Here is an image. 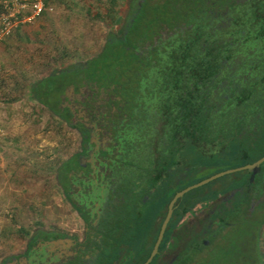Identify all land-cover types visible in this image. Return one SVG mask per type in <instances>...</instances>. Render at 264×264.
Instances as JSON below:
<instances>
[{
  "label": "trees",
  "instance_id": "obj_1",
  "mask_svg": "<svg viewBox=\"0 0 264 264\" xmlns=\"http://www.w3.org/2000/svg\"><path fill=\"white\" fill-rule=\"evenodd\" d=\"M109 3L104 16L113 28L120 22L116 0ZM81 82L122 99L116 113L124 131L120 168L110 190L121 198L113 205L120 211L110 212L111 221L99 231L98 264H142L176 192L264 156V0H142L96 56L53 70L32 87V96L72 126L60 112V94ZM76 159L73 154L57 166L58 187ZM227 196L212 209L203 238L188 227L181 235L179 222L195 207ZM263 224L264 162L252 181L247 171L235 172L179 199L150 264H218L235 248L232 234L238 231L256 250ZM261 255L257 249L252 264H264V258L256 261Z\"/></svg>",
  "mask_w": 264,
  "mask_h": 264
},
{
  "label": "rangeland",
  "instance_id": "obj_2",
  "mask_svg": "<svg viewBox=\"0 0 264 264\" xmlns=\"http://www.w3.org/2000/svg\"><path fill=\"white\" fill-rule=\"evenodd\" d=\"M5 1L0 0V11ZM141 2L116 0L120 24L112 28L104 16L109 0H50L46 13L0 44V260L22 251L38 229L80 234L82 223L55 182L57 166L78 151L80 134L37 103L32 87L55 69L96 56ZM228 197L195 207L184 229L201 235L212 209ZM232 235L235 248L217 256L218 264H252L257 249L262 254L257 263L263 260L264 224L256 250L241 231Z\"/></svg>",
  "mask_w": 264,
  "mask_h": 264
},
{
  "label": "flooded vegetation",
  "instance_id": "obj_3",
  "mask_svg": "<svg viewBox=\"0 0 264 264\" xmlns=\"http://www.w3.org/2000/svg\"><path fill=\"white\" fill-rule=\"evenodd\" d=\"M76 88L69 85L60 94V112L80 134L79 149L75 153L77 166L71 168L62 190L67 189L75 204L82 207V213L74 209L82 230L79 235L35 230L22 251L2 258L0 264H98L103 237L99 231L104 230V223L111 221L110 212L120 211L113 205L120 204L121 198L115 190H110L120 168L117 159L121 154L120 137L124 131H121L116 113L120 110L121 98L102 87L90 88L83 82ZM83 138H87L85 145L82 144ZM65 198L71 205L68 197ZM184 226L185 218L178 225L181 235H184ZM208 227L203 229L200 238ZM32 239L34 243H31Z\"/></svg>",
  "mask_w": 264,
  "mask_h": 264
},
{
  "label": "built area",
  "instance_id": "obj_4",
  "mask_svg": "<svg viewBox=\"0 0 264 264\" xmlns=\"http://www.w3.org/2000/svg\"><path fill=\"white\" fill-rule=\"evenodd\" d=\"M46 0H6L0 11V44L25 23H31L45 10Z\"/></svg>",
  "mask_w": 264,
  "mask_h": 264
},
{
  "label": "water",
  "instance_id": "obj_5",
  "mask_svg": "<svg viewBox=\"0 0 264 264\" xmlns=\"http://www.w3.org/2000/svg\"><path fill=\"white\" fill-rule=\"evenodd\" d=\"M264 162V156H262L261 158H259L257 161L253 162L252 164H248V165H245V166H242V167H238V168H234V169H228V170H225V171H222V172H219V173H216L208 178H205L203 180H201L200 182L196 183V184H193V185H190L178 192H176L174 194V196L171 198V200L169 201L168 205H167V209H166V214H165V217L161 223V226H160V229H159V232H158V235H157V238H156V241L153 245V248L150 252V255L149 257L147 258V260L142 263V264H150V262L152 261V259L154 258V256L157 254L158 252V247L162 241V238H163V234L165 232V229H166V226L171 218V215H172V212H173V209H174V206H175V203L183 198V196L188 193L189 191L193 190V189H196V188H199L203 185H206L220 177H223L225 175H228V174H232V173H235V172H240V171H247L248 173H250V180L252 181L255 174H257L259 172V168H260V165ZM208 244V241H205V245Z\"/></svg>",
  "mask_w": 264,
  "mask_h": 264
},
{
  "label": "crops",
  "instance_id": "obj_6",
  "mask_svg": "<svg viewBox=\"0 0 264 264\" xmlns=\"http://www.w3.org/2000/svg\"><path fill=\"white\" fill-rule=\"evenodd\" d=\"M47 8H48V7H46V8H45V9H46V11H47Z\"/></svg>",
  "mask_w": 264,
  "mask_h": 264
}]
</instances>
